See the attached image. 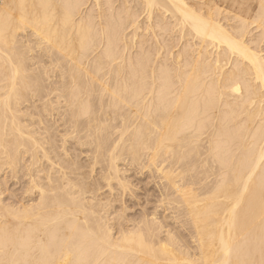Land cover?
<instances>
[{
	"label": "bare ground",
	"instance_id": "bare-ground-1",
	"mask_svg": "<svg viewBox=\"0 0 264 264\" xmlns=\"http://www.w3.org/2000/svg\"><path fill=\"white\" fill-rule=\"evenodd\" d=\"M262 44L264 0H0V264H264Z\"/></svg>",
	"mask_w": 264,
	"mask_h": 264
},
{
	"label": "rangeland",
	"instance_id": "rangeland-1",
	"mask_svg": "<svg viewBox=\"0 0 264 264\" xmlns=\"http://www.w3.org/2000/svg\"><path fill=\"white\" fill-rule=\"evenodd\" d=\"M263 46H264V44H262ZM146 176V175H145ZM143 177V176H138V178H141L143 181H140V180H134V181H136V182H134V184L135 183H137L138 185V188L136 187V192H138L137 193V195H138V197L141 199L140 201H141V203H143V202H145L144 203V205H146V209L149 211V212H153V211H155L156 210V205H159L158 203L156 204V203H154V202H156V199H158L157 197L159 196L158 195V191H156V188H154V186H153V184L152 183H150V182H148L147 180V178H148V176L147 177ZM131 180H132V177L130 178ZM135 179V178H134ZM133 181V180H132ZM139 181V182H138ZM144 182V183H143ZM147 182V184L148 183H150L146 188L147 189H149V195L147 196V189L146 188H144L145 186L144 185H146L145 183ZM16 181L15 180H10V179H8L7 180V185H8V187H9V190H10V192L11 191H16L17 189H19L20 188V185L18 184H16ZM10 185V186H9ZM136 185V184H135ZM15 186V187H14ZM151 186V187H150ZM14 187V188H13ZM10 192L8 193H4V195H3V197L4 198H6L7 199V201H9L10 202ZM19 193V192H18ZM145 193V194H144ZM156 193V194H155ZM6 194V195H5ZM9 196V198H8V196ZM6 196V197H5ZM146 199H147V201H146ZM129 205H131V208H130V211L132 212V214H131V212H129V210H128V214L131 216V217H135V218H139L140 217V214H139V212L141 211V206H139V205H133V204H130L129 203ZM134 209V210H133ZM155 209V210H154ZM159 210V209H158ZM157 210V212H158V216L160 217V219L162 220L163 218H164V216L166 215V214H168V215H166V216H168V218H169V220H170V222L166 219V218H164L166 221V223L170 226H168L167 228H169V229H172V228H174V227H176V228H178V230L180 229V230H182L184 233L186 232L185 231V229L183 228V229H181L179 226H180V221L182 220V218H181V220L180 221H173L172 219H171V217H169V215H170V213L168 212V211H165L164 210V208L163 209H161L160 208V210L158 211ZM137 211V212H136ZM162 211H165V212H162ZM141 213V212H140ZM160 214V215H159ZM163 214V215H162ZM134 215V216H133ZM161 216H163V217H161ZM134 218V219H135ZM164 219H163V222H164ZM168 221V222H167ZM164 222V223H165ZM165 223V224H166ZM174 223V224H173ZM171 224V225H170ZM179 226H178V225ZM188 232V231H187ZM186 235L188 234V233H185Z\"/></svg>",
	"mask_w": 264,
	"mask_h": 264
}]
</instances>
